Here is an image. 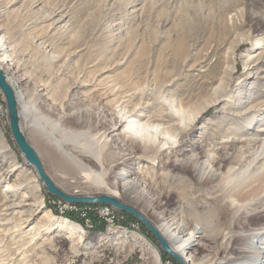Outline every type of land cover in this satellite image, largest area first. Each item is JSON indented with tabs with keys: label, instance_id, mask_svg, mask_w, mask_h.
Instances as JSON below:
<instances>
[{
	"label": "rangeland",
	"instance_id": "1",
	"mask_svg": "<svg viewBox=\"0 0 264 264\" xmlns=\"http://www.w3.org/2000/svg\"><path fill=\"white\" fill-rule=\"evenodd\" d=\"M0 38V49L11 54L1 70L20 104L28 106L33 127L52 126L56 135L95 153L96 162L74 154L82 168L61 175L45 158L42 144L35 140L37 151L22 126L46 174L67 191L52 179L60 190L71 196H111L155 226L170 218L181 229L197 226L198 244L191 251L201 264L236 253V245L244 240L241 235L264 224V173L252 180L257 191L246 195L249 186L240 193L251 183L248 175L264 163V147L241 141L230 148L226 142L264 136V0H0ZM257 51L260 54L248 61ZM99 80L98 87L115 90L106 99L89 94ZM170 102L176 108L203 111L196 121L187 117L179 126ZM0 104L5 111L0 114L5 169L22 166L0 179V204L11 194L3 187L19 182L15 192L26 194L30 206L14 212H32L28 222L31 213L26 212L2 226L16 225L7 235L0 234V264H157L147 250L131 251L130 241L123 244L107 234L112 228L140 235L157 251L160 264L167 259L178 264L123 211L110 206L125 213L133 227H108L93 208L101 205L63 203L77 209L60 212L62 202L46 192L12 139L1 92ZM133 109L150 117L152 124L164 123L174 135L165 139L151 133L154 143L148 148L125 138V124H117ZM221 139L223 147L214 149L212 143ZM183 141L186 152L177 154ZM206 153L212 157L198 177L181 165L189 157L202 161ZM126 154L132 158L125 168L148 177L139 188L148 207L122 197L121 182L113 179ZM44 210L80 226L82 244L76 246L75 240L43 224L30 242L29 230ZM98 235L108 237L100 247ZM263 241L264 236L257 239L254 249Z\"/></svg>",
	"mask_w": 264,
	"mask_h": 264
},
{
	"label": "bare ground",
	"instance_id": "2",
	"mask_svg": "<svg viewBox=\"0 0 264 264\" xmlns=\"http://www.w3.org/2000/svg\"><path fill=\"white\" fill-rule=\"evenodd\" d=\"M1 40L2 39L0 38V43H1ZM1 47H4V45L2 44ZM0 52H3L2 54H0V69H1V68H4L3 66L5 63L8 64V62L11 61L9 59V57H11V54L8 55V52L4 51L3 48L0 49ZM259 54L260 52L257 51V53L254 56L248 57L247 60L249 61ZM6 80L8 84H10V86L12 87V83L10 79L6 78ZM98 82H100V80L96 82V84L93 86V89L89 93L93 95V97L97 95L101 99H106V97H108L111 93L115 91L110 86L98 87L97 86L99 85ZM15 97H16V101L18 105L21 129L23 125L24 127H26V131H27L26 133L28 135V139L30 140L31 144L34 146L36 150L37 148L35 146L36 145L35 140H38L42 144L44 156L47 159V161L51 164L55 172L61 175H69L70 172L76 169L82 168V161L78 159L74 154H79L80 157H87V159L96 162L95 153L93 152L92 149L84 150L82 147L70 143V141L62 137L61 134L56 135L58 132L54 133L52 126L44 130L33 127L32 123L34 121H32V116L29 113L28 106H22L20 104V100L17 96V93L15 94ZM101 99H99L98 101L94 100V102L99 103ZM166 101L168 103V100ZM113 102H115V100L109 101L110 104H112ZM208 104H211V101ZM205 107L207 106L205 105ZM170 108L173 109L174 114H171V115L179 122V124H177L179 126L182 125L184 119H187V117L190 118L191 122L196 121L197 117H199V115L203 111V107H201V109L199 110L197 109L196 111L176 108L171 102H170ZM135 110L136 109H133L129 113L130 114L129 116H126L125 114L120 116V120H119L120 122L117 125L122 126L123 124H125V128H135L137 127V125L144 124L145 125L144 127L145 138L149 143H154V142H151L152 141L151 133L161 134L162 132H167L166 129L168 128V126H164V123L152 124L149 122L150 117L144 116L142 112L141 114L137 115L136 113H134ZM132 115L136 119L131 118ZM141 118H146L147 120L141 122ZM202 128L203 126L200 127L199 130H201ZM153 129H155L156 131L153 132ZM123 134L126 138L127 136L125 135V129L123 130ZM1 136L2 135L0 134V140L2 141ZM241 141H253V142L258 143V145L261 148L264 147V136L254 137V138L249 137L247 139H241L239 137L238 138L235 137L226 142H230L231 144L229 147L232 148L234 147L235 143L241 142ZM223 142H224L223 139L219 141H215L212 143V146L214 149L218 150L221 147H223ZM191 143H194V142H191ZM184 144L185 142L183 141L177 146V147H180L176 151L177 154H182L184 151L186 152L185 148L183 147ZM143 151L145 150L143 149ZM127 155L128 154L122 155V157L120 158L119 164H121L122 167L114 173L113 179L121 182L119 186H120L122 197L132 199L136 203V205L141 204L142 206L148 207L147 205L148 202L146 198L144 197L142 198V195H140V190H139L140 186L143 185L147 181L148 177H146L145 175L141 176L140 173L135 168H131V169L125 168L127 165H129L130 159L132 158V156L127 157ZM133 157H135L134 159L141 158L136 155ZM203 157H204V160L202 161H199L198 159H192L189 157L187 159H184L182 161L183 164L181 165L187 167L192 176L198 177L203 172H205L206 170L205 168L208 167L207 163L210 160V157H212V155L209 153H206ZM221 159L225 160L226 156H222ZM19 168H22V166H20L19 164H15L11 166V168L9 167L5 169V159H4L2 152L0 151V179L6 180L7 177L9 178V175L11 173L18 170ZM258 172L264 173V163L263 162L259 164L258 166H256L254 170L252 171V173L248 175L247 181L250 180L251 183H248L245 187L243 186L240 193L241 192L243 193L245 189H248L247 187L251 185L253 186L252 180L262 175V173H258ZM51 177L55 181L54 177L53 176ZM260 177H264V175ZM32 181L34 182L37 180L34 177ZM57 184L61 189L66 190L65 187L61 186L59 183ZM20 186H21V183L13 182V183H7L3 187V191L5 193H11V194L4 195L2 204H0V234L1 235H7L8 232L15 229L16 225L11 226L8 229H5L2 227L4 225H8L9 223H11V220L15 217V215L20 214V213L24 214L26 212L31 213L27 215L25 222H28L30 220V217H32V212L29 211V209L22 211V212H14V209L18 208L21 205L30 206L29 204H27L28 196H26V194L24 195L22 193L21 195H17L18 193L15 192L16 190L20 188ZM253 187H252V190L245 191V194L248 195V194L253 193L254 191H257L256 189H253ZM73 196H79V195H73ZM114 196L117 197V195H114ZM15 197L20 198V200L19 201L15 200ZM39 206L42 209L41 207L42 199L41 198L39 199ZM128 206L132 207L131 205H128ZM132 208L136 210L134 207ZM138 213L145 218L143 214H141L140 212ZM39 221H40L39 223L31 226L29 230L30 232L28 233V235L32 234V236L29 238L30 242H32L34 238L40 234V231L42 228L41 226H39V224H43L47 230H51L52 232H55V234L63 235L67 239L75 240L76 246L82 244L83 238L81 234L83 233V229L77 224L67 219L56 218L54 217V215H52L47 210L42 211V216L40 217ZM154 227L157 229L160 236L170 246L171 250L182 259L184 264H201V263L196 262L195 257L193 255V251H191L193 249V246H196L198 244L197 239H198V234L200 232L197 226L191 228L190 230H186L183 228L181 229L179 224L176 222V220L174 218H170V219H161L160 222L156 226L154 225ZM109 233L113 234L112 236L115 240L117 241L119 240L123 244H127L128 241H130L131 251L134 248H140L143 250L144 249L147 250L155 258L156 263L160 264L159 263L160 258L158 256L157 251L137 233L128 232L125 230L122 231L116 228L109 229L107 234ZM261 236H264V224L249 230L248 233H246L245 235H241V237L244 240L240 244L236 245V249H237L236 253L225 254L223 257L217 258L216 260L208 264H264V241L260 242L254 249V244H255L254 242H256V240L259 239ZM106 240H108L107 235H98V240H97L98 245L96 247H100L101 245H103L106 242ZM75 250L77 249L75 248Z\"/></svg>",
	"mask_w": 264,
	"mask_h": 264
},
{
	"label": "water",
	"instance_id": "3",
	"mask_svg": "<svg viewBox=\"0 0 264 264\" xmlns=\"http://www.w3.org/2000/svg\"><path fill=\"white\" fill-rule=\"evenodd\" d=\"M0 92L3 95V99L6 105L7 121L9 125V130L12 135V139L20 151L22 157L25 159L26 163L32 167L38 179L45 186L46 192L56 197L62 203L68 204H82V205H108L116 210L123 211L140 222L149 233L153 235L157 241L160 250L174 259L178 264H184L182 259L176 255L167 244V242L160 236L154 225L142 215H140L132 207L120 203L116 198L108 195L100 196H71L60 190L52 179L46 174L40 158L32 148V146L27 142V139L21 129L18 105L15 97L13 88L8 84L6 76L0 69Z\"/></svg>",
	"mask_w": 264,
	"mask_h": 264
},
{
	"label": "built area",
	"instance_id": "4",
	"mask_svg": "<svg viewBox=\"0 0 264 264\" xmlns=\"http://www.w3.org/2000/svg\"><path fill=\"white\" fill-rule=\"evenodd\" d=\"M5 113V111H3L2 109V105L0 104V114ZM96 216H98V218H100L101 220H103L108 227H117V228H129V227H133L132 225L127 223L126 220V214L123 212H119L116 211L114 209H112L110 206L108 205H101V206H97V207H93ZM66 209H77V207L75 206H71V205H65V204H60L58 205V210L60 212H62ZM90 209V208H88ZM82 216H85V213L82 214ZM124 226V227H123ZM162 264H173L171 260L167 259L165 261L162 262Z\"/></svg>",
	"mask_w": 264,
	"mask_h": 264
},
{
	"label": "clouds",
	"instance_id": "5",
	"mask_svg": "<svg viewBox=\"0 0 264 264\" xmlns=\"http://www.w3.org/2000/svg\"><path fill=\"white\" fill-rule=\"evenodd\" d=\"M144 124L137 125L135 128H125V135L130 139L139 144L142 148H148L152 145L146 140L144 134ZM156 130L153 129V132ZM161 135L164 136L165 139L168 138L169 135H174V133L162 132Z\"/></svg>",
	"mask_w": 264,
	"mask_h": 264
},
{
	"label": "trees",
	"instance_id": "6",
	"mask_svg": "<svg viewBox=\"0 0 264 264\" xmlns=\"http://www.w3.org/2000/svg\"><path fill=\"white\" fill-rule=\"evenodd\" d=\"M133 220H134L135 222H137L138 224H140V223H139L138 221H136L135 219H133ZM140 226H141V228H142L144 231H146L143 225L140 224Z\"/></svg>",
	"mask_w": 264,
	"mask_h": 264
}]
</instances>
